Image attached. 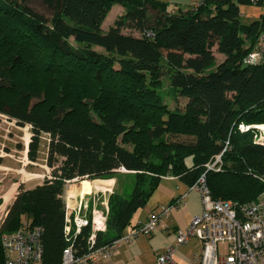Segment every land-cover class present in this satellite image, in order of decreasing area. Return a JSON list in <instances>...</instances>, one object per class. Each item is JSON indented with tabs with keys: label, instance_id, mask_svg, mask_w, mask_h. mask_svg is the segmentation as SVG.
<instances>
[{
	"label": "trees",
	"instance_id": "obj_1",
	"mask_svg": "<svg viewBox=\"0 0 264 264\" xmlns=\"http://www.w3.org/2000/svg\"><path fill=\"white\" fill-rule=\"evenodd\" d=\"M42 2L48 15L29 0H0V114L29 126L27 158L36 162L44 144L50 170L40 184L18 185L0 235L23 221L40 226L43 264H60L69 243L66 182L116 179L119 169L133 172L131 190L109 195L94 248L123 235L162 176L190 187L205 173L214 198L249 201L264 190V143L253 138L261 134L254 125H264V58L243 63L264 16L243 24L239 10L263 0L174 9L154 0ZM114 4L124 11L104 31ZM213 47L224 56L219 63ZM165 96L185 103L171 108ZM217 155L219 171L206 170ZM89 235L83 227L71 236L78 254Z\"/></svg>",
	"mask_w": 264,
	"mask_h": 264
},
{
	"label": "built area",
	"instance_id": "obj_2",
	"mask_svg": "<svg viewBox=\"0 0 264 264\" xmlns=\"http://www.w3.org/2000/svg\"><path fill=\"white\" fill-rule=\"evenodd\" d=\"M145 34L153 36L151 31ZM263 58L264 25L243 63L255 65ZM254 141L264 143V136H255ZM219 162L220 155H217L212 163L205 164L206 170L219 171L220 167L216 166ZM190 189L200 194L201 212L192 217L185 230H176L167 251L159 254L150 264H179L174 255L180 246L191 239H196L201 245L200 252L193 255L191 264H264V190L249 201L214 198L205 173ZM184 197L179 196L167 205L160 206L144 222H137L129 233L123 234L110 245L94 248L95 234L106 230L107 201L101 200L104 207L100 208L96 205L100 199L97 194L79 193L73 206L65 203V235L69 243L62 250L60 264H98V257L109 256L120 241L131 242L140 234L152 233L171 209L183 204ZM70 208H73L74 213L71 214ZM83 227L90 229L88 248L85 253L78 254L71 236L80 233ZM0 240L4 264H43L40 226H31L28 221H23L15 231L2 233Z\"/></svg>",
	"mask_w": 264,
	"mask_h": 264
},
{
	"label": "rangeland",
	"instance_id": "obj_3",
	"mask_svg": "<svg viewBox=\"0 0 264 264\" xmlns=\"http://www.w3.org/2000/svg\"><path fill=\"white\" fill-rule=\"evenodd\" d=\"M29 3L35 10L45 15L49 14L47 6L42 2V0H29ZM239 10L241 14V22L243 24H249L253 20L260 19L262 16H264V0L261 4L258 5L254 3L240 4ZM149 12L152 13L151 11ZM109 16L110 15L107 14V21L105 18V21L102 25L104 28L108 27V21L110 20L108 19ZM96 49L101 50L98 47H96ZM212 50L216 57L217 63L222 61L224 56L221 53L217 52L216 47H213ZM168 86L169 84L167 79L165 77H161V87H159V91H166ZM165 101L168 102L171 108H182L185 103V99L182 97H178L176 100H172L168 96H165ZM263 126L264 125L262 124L254 125V127L258 129V133H261L258 136H264ZM239 128L245 130L244 125L243 127H241L240 125ZM29 137V126L20 127L14 121L8 119L5 115L0 114V224L5 216L7 207L10 205L17 193L18 185L23 184L25 188H31L36 184H40L50 172L49 168L45 165L44 144L41 145L39 157L36 162H30L27 158L26 148L28 145ZM253 138L255 140V135ZM184 162L186 166L189 167L192 164V158L190 156H186L184 158ZM111 179L114 180L115 178ZM116 180L118 183L117 191L124 193L125 195L129 194V191L131 190L129 186L131 185L132 180L130 175H128V172L124 169H119ZM89 181L93 182L92 180L87 179H76L66 182L64 193L62 196L64 202L66 204H70V206H73L76 197L79 195V193H82L77 189L78 187H80V189H82L83 191H87L86 193H95L97 194V196H100V201L107 199L108 205L107 195L101 193L102 189H98L100 185L97 184L96 188V185H93ZM163 182H165L166 184H170L169 189L173 191L177 190L175 188V184H177L178 186H183L180 185L181 183H179L178 181H176L175 183L174 181L167 182L163 180ZM167 190L165 191L164 187L161 185L157 187L148 197L145 206L140 207L135 211L134 215L131 218V222L134 221L137 216L144 214L143 212L150 209V207L153 208L157 205L159 207L161 202H157V200L164 199L168 194ZM72 210L73 208H70L71 214L74 213V211ZM220 248H222V246H220Z\"/></svg>",
	"mask_w": 264,
	"mask_h": 264
},
{
	"label": "crops",
	"instance_id": "obj_4",
	"mask_svg": "<svg viewBox=\"0 0 264 264\" xmlns=\"http://www.w3.org/2000/svg\"><path fill=\"white\" fill-rule=\"evenodd\" d=\"M154 1L165 2L168 4V7L170 9H174L178 7L188 8V7L196 6L197 4L202 2V0H154ZM109 11L107 14L110 15L108 17V19L110 20L108 21L107 26H109L117 16L122 14L124 10L122 6H120L119 4H114L112 5ZM105 18L101 23V28L104 31L107 30L108 28V27L104 28L102 26L105 21ZM128 173L131 174L133 172H128ZM114 180L98 179L97 182L96 180H94L92 184L93 185L95 184L96 188H97V184H99L101 188L99 187L98 189H102L101 193L106 194L107 197H109V195L112 192L114 191L119 192L117 191V184H118L117 180L116 179ZM163 180L167 182L174 181L175 183L176 181H178L179 183H181L180 185L183 186H178L177 184H175L176 185L175 188L177 190L173 191L169 189L170 184H166L165 182H163ZM160 185L164 187L165 191L168 189L167 196L164 199L157 200V202H161L160 206L170 203L171 200H173L174 198L185 195L183 204L179 206L177 209H171L168 215L160 221L158 227L152 233L140 234L131 242L120 241L117 247L115 248L114 252H111L109 256L104 257L100 255L97 261L98 264L153 263L156 260V257L159 254L166 252L169 246L172 244L176 230H185L188 227L192 217L198 215L201 212L200 194L196 190L190 189V187L184 184L177 177L162 176L159 181L158 187ZM105 200L107 201V199ZM96 205L100 208L104 207L100 203V199ZM159 207L157 205L156 207L153 208L150 207V209L145 210L143 212L144 214L137 216L136 219L132 221L131 224L124 229L123 234L129 233L137 222H144L148 218L149 214L153 211H157ZM200 248H201L200 243L196 239H191L187 244L182 245L178 248L177 252L174 255V258L179 264H191L193 255L200 252Z\"/></svg>",
	"mask_w": 264,
	"mask_h": 264
},
{
	"label": "bare ground",
	"instance_id": "obj_5",
	"mask_svg": "<svg viewBox=\"0 0 264 264\" xmlns=\"http://www.w3.org/2000/svg\"><path fill=\"white\" fill-rule=\"evenodd\" d=\"M264 127V126H263ZM78 189V188H77ZM76 190V189H75ZM79 190V192H82V193H86L85 191H83L82 189H78ZM77 190V191H78Z\"/></svg>",
	"mask_w": 264,
	"mask_h": 264
}]
</instances>
